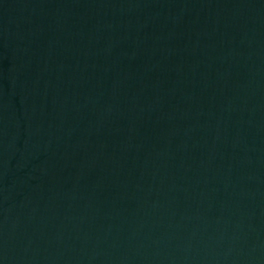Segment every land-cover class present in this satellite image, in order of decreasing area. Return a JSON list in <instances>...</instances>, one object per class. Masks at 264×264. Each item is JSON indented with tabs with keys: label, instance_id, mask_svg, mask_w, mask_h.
Returning a JSON list of instances; mask_svg holds the SVG:
<instances>
[{
	"label": "water",
	"instance_id": "95a60500",
	"mask_svg": "<svg viewBox=\"0 0 264 264\" xmlns=\"http://www.w3.org/2000/svg\"><path fill=\"white\" fill-rule=\"evenodd\" d=\"M0 264H264V0H0Z\"/></svg>",
	"mask_w": 264,
	"mask_h": 264
}]
</instances>
